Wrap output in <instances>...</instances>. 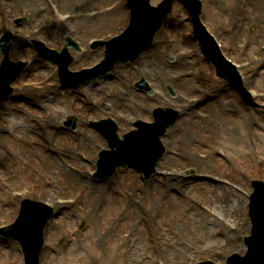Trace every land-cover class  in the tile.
Masks as SVG:
<instances>
[{
    "label": "rangeland",
    "instance_id": "obj_1",
    "mask_svg": "<svg viewBox=\"0 0 264 264\" xmlns=\"http://www.w3.org/2000/svg\"><path fill=\"white\" fill-rule=\"evenodd\" d=\"M113 1L91 0L83 1V4L88 6L94 4L97 7L108 5ZM159 1L151 0V4L154 5ZM5 2L7 10H3ZM9 2L10 4H7L6 0H0V34L9 28L4 22L6 16L9 18L18 15L29 17V21L19 33L21 35L24 31L27 32L38 27L40 23H50L52 18L54 22L58 23V15L55 17L52 14L49 17L50 10L46 3L50 4L51 2L46 0H30V2L9 0ZM79 2L82 4L81 1ZM260 2L264 3V0H260ZM219 3H224L229 7L232 6V14L228 17L223 13L220 14L217 11ZM237 3L238 0H206L203 5L204 19L216 33L223 37V40L227 42L226 44L241 41L240 39L243 38L241 35L248 36V34H245V32H248L247 29L237 36L229 32L231 20L236 15L235 6ZM255 3L254 0L251 14L261 10L259 6L255 9ZM75 5H79V3ZM24 8L30 10V12H26ZM37 8H41V10ZM121 13L126 14L124 9H119L109 17L96 20L93 24L104 23L108 25L97 33L103 35L107 32H114L117 27L125 23L124 18H119ZM183 17L184 12L174 6L172 12L165 19V25H168L171 31L174 45L168 47L160 38L158 49L156 47L153 50L155 52L159 50L157 62L147 59V54L143 62L146 63L147 68H155L160 72V76H154V81L160 87V90L163 87L160 81H165L162 77L163 71L168 70L170 74L192 72L188 80L184 81L187 88L184 87V83L177 84L176 87L186 93L188 97H198L200 93L198 94L195 89L206 88V90L214 92L216 98L212 102L204 100L200 106V112L206 114L207 118L199 119L193 114H188L176 127L175 132H177V135L170 143H172L173 148H181L182 150H186V146L191 145L202 152H206V150L213 152L212 156L208 157L206 161H202L199 156L193 154H191L189 160H186L198 173L219 177L225 176L239 189L247 190L251 179H256V175L261 168L257 157L261 158L264 165V113L249 112L241 105L234 92L223 81L215 78L212 67L203 62L196 44L191 41L190 37L183 39L184 34L190 28V25L184 22ZM48 33H43V37L49 36ZM95 35L98 34H83L82 38L86 39ZM18 37L21 38V36ZM56 40L50 38V46L60 47V43H62L61 46L64 47L63 38L58 37ZM12 42L13 49L9 53L11 61L26 59L31 56V52L29 54L26 51L28 48L32 50L29 43L16 36L12 38ZM182 51L187 52V56L183 57L184 59L176 66L168 67L165 63V54ZM102 54L103 48H97L92 55L79 59L70 68H77L81 64L96 61L102 57ZM1 60L2 55L0 53ZM30 60V65L26 71L13 84L16 89L15 94L0 105V200H15L12 193L18 190L14 187L22 182H29L25 172L30 174L32 183H40L42 178H46V188L51 189L50 193L46 192L49 195L48 200H52L50 198L55 195L53 192H57L58 186L64 188L66 197L76 195L81 197L79 205H76L74 209H64L60 218L56 217L54 221L48 224L45 231L46 245L41 264H77L80 261H82V264H117L119 262L130 264L132 261L135 264H150L148 263L150 261L144 258L143 252L152 255L153 251L155 255V251L153 248L151 249L148 241L142 246L140 242L144 237L148 239V231L152 224L151 220L147 219L135 207L134 200L141 201V207H147L148 213L153 216L152 219L159 220L162 226L168 230V237L173 240V244L175 243L178 246L179 241H185L190 248L196 251L206 247V244L195 240L196 238L194 239V236L200 235V230L193 228L190 224L192 218L201 221L202 230L210 231L211 241H216L213 244L214 246L212 245L213 247L201 253H193L186 248H182V252L178 251L179 248H176V250L172 247L165 248L163 259L166 264H191L205 258L220 262L223 257L234 251L241 252L243 249L241 235L246 234L249 230V225L246 226L244 217V213L247 211V199L229 188L226 189L218 184L214 185L194 179L190 181L158 180L155 186L151 188L154 195L150 197L148 196L150 187L141 185L138 178L134 177L131 172L122 173L125 185L121 187L116 182L102 185L92 184L87 178L82 179L67 171L66 164L78 171L83 170L85 165L78 166L76 154L82 151L87 155H92L96 147L94 145L102 143L99 137H93L92 131L84 125V122L80 124L78 133L70 134L58 131L59 121L63 118L61 116L74 110L73 103H71V98L66 95L62 96V102H58V90L50 89L52 86L49 85L48 73L49 75L52 74L50 72L53 71L54 65L50 63L49 65H41L37 59L30 58ZM243 63V67L246 69V63ZM260 64L262 63L260 62ZM126 69L127 66L117 67L114 79H108L97 87L95 93L100 102L107 103L112 102L113 98H121L119 96L120 87L130 83L133 79H137L135 73L123 76L122 71H126ZM199 71L203 73L199 74ZM255 89L258 90V93L264 92V74L256 79ZM121 110L123 109L121 108ZM97 111L103 113L101 108L95 110L94 113H97ZM98 115L100 114H96L94 117ZM250 123H253V127H250ZM251 130L252 135H249ZM182 131L184 138L180 137ZM79 133H82L84 137H78ZM191 138H196V145ZM82 140L88 146H81ZM72 141L77 142L73 144ZM56 142L58 148L67 149L75 154V158L66 156L67 162L75 166L62 159L59 162L58 157L48 154L47 147L50 144V146L56 148ZM252 145L254 147L253 154ZM218 149L226 151L229 157L228 161L215 155V151ZM23 159L27 163L24 169ZM52 172L54 173L52 174ZM53 175L57 182L52 183ZM65 175H69L72 179V186L67 185L65 182ZM82 176L86 177V174L83 173ZM179 176L180 174H175V178ZM82 186H85V189ZM121 189L129 190L132 193L131 198H126ZM99 190L105 195L103 198L91 197V192H99ZM220 195L225 198H217ZM226 199L241 206L232 209L229 202L225 201ZM52 203L55 205V199ZM200 205L208 209L213 215L208 212L207 214L203 213ZM18 208L19 201L9 207L4 206L1 208L0 206V224H6L8 220L16 216ZM116 217L118 220L112 225L109 236L98 246L96 243L100 241L99 236L103 231V227L107 225L108 219ZM216 217L223 218L222 221L235 224L234 226L238 227L239 234L238 232H222L221 227L217 224ZM133 222H136L137 234L135 237L139 238V244L133 250V256L124 257L125 248L121 250L117 245L120 241V235L127 231ZM80 223L85 225V234L73 233L72 236L70 230L75 231ZM177 234L181 235L180 239L176 238L175 235ZM227 239L238 243L236 246L234 244L228 245ZM119 255L123 258H119ZM188 256L192 258L185 260L184 257ZM0 264H23L19 249L12 242H0Z\"/></svg>",
    "mask_w": 264,
    "mask_h": 264
},
{
    "label": "bare ground",
    "instance_id": "obj_2",
    "mask_svg": "<svg viewBox=\"0 0 264 264\" xmlns=\"http://www.w3.org/2000/svg\"><path fill=\"white\" fill-rule=\"evenodd\" d=\"M20 1L30 2L29 0H20ZM76 1H80V0H76ZM76 1H73L72 3L70 1H66V3H69L70 5H73V4L76 3ZM223 12H228L229 13V12H231V10L230 9H226V7H223ZM119 18H125V15L124 14H121L119 16ZM106 26H107V24H102L101 23V24H97V25L85 26V27H83V30H88V31H90V30L91 31L102 30ZM51 37H52V35H51ZM29 51L30 50H28V52ZM154 54L158 58V56H159L158 54L159 53H156L155 52V53H153V55ZM185 80L186 79L181 80L180 83L182 81H185ZM182 83H184V82H182ZM184 87H186V85ZM113 102L114 103H119L120 106H123V104L125 105V103L122 100H120V99H113ZM72 142L74 143L75 141H72ZM80 144L83 145L84 144V141H81ZM68 154H69V152H68ZM64 179H65V182L67 183V185L72 186L71 184H73V181L69 177V175H65ZM80 187H81V185H80ZM82 187L85 189V186H82ZM95 196H97L98 198H103L105 195L100 190H99V192H97V191L91 192V197H95ZM217 198H225V197L223 195H220V196H217ZM225 201L229 202L230 208H232V209H235V208L240 207V204H238V203L231 202L228 199H226ZM190 224L193 226V228H196V229H199L200 230V235H198L197 237L194 236V239L196 238L195 240L200 241V242L206 244V247L205 248H200L201 250L206 249V248L209 250L211 247L214 246L213 244L216 243V241H214V240L211 241L212 240L211 239L212 237H211L210 231H207V230H204V229L202 230L201 221H199V220H197L195 218H192L190 220ZM201 240H203V241H201ZM146 241H147V239L144 237L143 240L140 242V245L142 246L144 243H146ZM237 243H238L237 241H233L231 239H227V244L228 245L234 244L236 246Z\"/></svg>",
    "mask_w": 264,
    "mask_h": 264
},
{
    "label": "water",
    "instance_id": "obj_3",
    "mask_svg": "<svg viewBox=\"0 0 264 264\" xmlns=\"http://www.w3.org/2000/svg\"><path fill=\"white\" fill-rule=\"evenodd\" d=\"M198 13H200V10H199V12ZM8 55H7V52H5V59H4V61L5 62H7L8 61V57H7Z\"/></svg>",
    "mask_w": 264,
    "mask_h": 264
}]
</instances>
